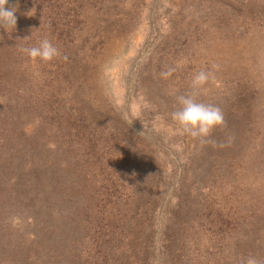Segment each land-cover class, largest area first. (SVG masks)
Listing matches in <instances>:
<instances>
[{
    "label": "rangeland",
    "instance_id": "obj_1",
    "mask_svg": "<svg viewBox=\"0 0 264 264\" xmlns=\"http://www.w3.org/2000/svg\"><path fill=\"white\" fill-rule=\"evenodd\" d=\"M7 7L0 264L264 260V0ZM45 38L53 60L20 51ZM200 71L225 118L207 140L170 116Z\"/></svg>",
    "mask_w": 264,
    "mask_h": 264
},
{
    "label": "clouds",
    "instance_id": "obj_2",
    "mask_svg": "<svg viewBox=\"0 0 264 264\" xmlns=\"http://www.w3.org/2000/svg\"><path fill=\"white\" fill-rule=\"evenodd\" d=\"M7 5L8 0H0V26L15 30L17 8L7 7ZM20 51L32 59L45 62L60 55L57 46L47 38L42 39L36 46L21 48ZM171 72L172 70H169L161 75L167 78ZM213 76L214 73L209 71L195 73L191 81L192 92L177 97L179 108L170 114L171 119L177 123L180 130L194 138L207 140L215 128L225 125L224 114L220 107L199 102L196 98L197 91ZM240 264H264V260L250 255L246 259H242Z\"/></svg>",
    "mask_w": 264,
    "mask_h": 264
}]
</instances>
